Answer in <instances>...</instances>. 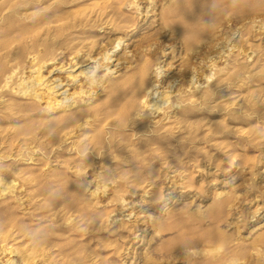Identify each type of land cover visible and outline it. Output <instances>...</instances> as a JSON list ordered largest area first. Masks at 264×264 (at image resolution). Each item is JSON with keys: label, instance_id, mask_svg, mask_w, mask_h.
Masks as SVG:
<instances>
[{"label": "rangeland", "instance_id": "374dc122", "mask_svg": "<svg viewBox=\"0 0 264 264\" xmlns=\"http://www.w3.org/2000/svg\"><path fill=\"white\" fill-rule=\"evenodd\" d=\"M119 37L74 124L2 87ZM0 178V264H264V0H0Z\"/></svg>", "mask_w": 264, "mask_h": 264}, {"label": "bare ground", "instance_id": "6f19581e", "mask_svg": "<svg viewBox=\"0 0 264 264\" xmlns=\"http://www.w3.org/2000/svg\"><path fill=\"white\" fill-rule=\"evenodd\" d=\"M113 44L114 45L111 48L104 50L102 53L99 52L101 55H99V53L95 55L96 51L94 54H91L90 52H84L82 54V51L78 50V56L73 57L70 62V70H67L68 68L63 70L65 65H61L60 67H55L53 70H50V72H53L54 70H58L59 72L65 71V73L68 74L67 81L61 77H54L51 79L44 74V68L47 65L52 64V61H54L53 59L35 63L37 57H29L30 59L28 68L30 67L29 70L31 72L29 76L24 75V71H22L21 74H18L14 68L11 72L6 74L4 85L2 87H9L10 90L19 92L21 96L35 100V103L43 104V107L46 108V110L50 112H56L58 116H56L54 121L64 122L65 124H74L81 118L82 115H85L90 110L89 108H100L101 104H94V106L91 107L80 106V104H77V101L73 99V94L68 93V91L70 92L71 89L76 88L73 93H76L81 97L88 98V100L92 101L95 99L94 94L96 92L94 89L98 87L106 88V82H109L111 86L114 85V90L118 89L121 85L117 78L118 74L113 75L118 72L119 69L117 70V68L121 65V62L118 61L116 64H114L115 68L113 69H111V66H109L108 63H112L113 65V61L118 60L113 58V56H115V52L119 50L118 47L122 44V38L119 37L116 41H114ZM103 63L107 64L103 65ZM99 68H103L106 72L102 75H98L96 71H98L97 69ZM106 74L109 76L111 74L108 80L103 79ZM198 87L199 85L196 86V89ZM148 92H150L149 87L148 89L146 88V91L142 94V102L146 101L144 98ZM157 93L158 92L156 90L155 94ZM171 94V91H162V93L152 101V108L149 109L154 110L155 112H161L163 109L162 105L170 101V98L172 97L170 96ZM149 107L151 106L149 105ZM4 179L5 178H0V182ZM10 253L13 254V256H21L22 261L21 259L20 261L22 263L32 262L34 258L33 256H30L28 252L26 253L21 251L18 247L10 246ZM7 261V264H19L18 259L15 257Z\"/></svg>", "mask_w": 264, "mask_h": 264}]
</instances>
